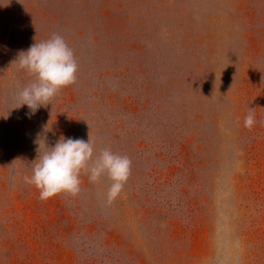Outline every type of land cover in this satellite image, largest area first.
<instances>
[{"label":"rangeland","instance_id":"obj_1","mask_svg":"<svg viewBox=\"0 0 264 264\" xmlns=\"http://www.w3.org/2000/svg\"><path fill=\"white\" fill-rule=\"evenodd\" d=\"M53 34L77 78L28 116ZM61 135L130 159L112 203L25 182ZM0 264H264V0H0Z\"/></svg>","mask_w":264,"mask_h":264},{"label":"clouds","instance_id":"obj_2","mask_svg":"<svg viewBox=\"0 0 264 264\" xmlns=\"http://www.w3.org/2000/svg\"><path fill=\"white\" fill-rule=\"evenodd\" d=\"M14 61L19 69L34 77L16 93L19 107L26 105L30 110L26 113L28 116L51 104L61 89L75 83L77 78L74 52L58 34L34 43L26 51H21ZM254 123V111H249L244 118V126L251 128ZM48 149L33 165L31 175L25 177L26 183L39 189L41 200L60 193L77 195L81 190L80 175L83 172L92 183L107 177L111 182L107 190V202L110 204L120 195L130 176L131 161L127 156L104 148L94 157L90 139L85 141L61 135Z\"/></svg>","mask_w":264,"mask_h":264},{"label":"crops","instance_id":"obj_3","mask_svg":"<svg viewBox=\"0 0 264 264\" xmlns=\"http://www.w3.org/2000/svg\"><path fill=\"white\" fill-rule=\"evenodd\" d=\"M162 63V62H161Z\"/></svg>","mask_w":264,"mask_h":264}]
</instances>
